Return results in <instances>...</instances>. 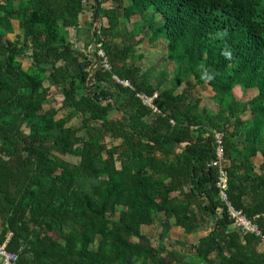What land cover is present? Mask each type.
Instances as JSON below:
<instances>
[{
	"label": "trees",
	"instance_id": "1",
	"mask_svg": "<svg viewBox=\"0 0 264 264\" xmlns=\"http://www.w3.org/2000/svg\"><path fill=\"white\" fill-rule=\"evenodd\" d=\"M134 17L166 43L175 78L146 68ZM204 84L215 111L187 103ZM221 168L230 202L264 234V0H0V245L16 264H264V241L238 229L220 197ZM158 214L155 245L143 230ZM210 221L197 244L170 246L174 227L192 236Z\"/></svg>",
	"mask_w": 264,
	"mask_h": 264
},
{
	"label": "crops",
	"instance_id": "2",
	"mask_svg": "<svg viewBox=\"0 0 264 264\" xmlns=\"http://www.w3.org/2000/svg\"><path fill=\"white\" fill-rule=\"evenodd\" d=\"M126 4H128V2H126ZM107 7H111V6L107 5ZM135 22H141V24L143 23V31H144L145 35H143L139 38H143L144 40L140 43V45H138L136 47L135 50L138 52H142L144 54H147V58L145 61L146 68L147 67H154L156 70H165L168 73L172 74V75H170L171 77H174V71L177 69V65L175 62L169 60L167 49H166V43L161 44V43H158L157 40L153 41L151 33H149V35L147 36V34L145 32V30L148 29L147 25H145V23L142 20H140V19L137 20V18L134 17L132 19L131 24H133ZM84 24L86 25L85 28H87V30L91 29L89 20L84 21ZM128 28L130 29V25L128 26ZM87 30L86 29H78L77 31L76 30L71 31V33H74V35H75L74 37L76 39H78V43H81L82 47L86 43L90 42V37H88L86 35ZM83 39L85 41L84 43H83ZM195 82H196L195 78L190 77L189 79L184 81L182 86L179 87V91H183L184 89H186L188 86V83L195 85ZM172 86H173V83L168 81L162 87V91H166L167 89H170ZM240 90H241V88H239V87L235 89V95L238 98H240V97L237 95V92ZM214 97H215L214 93L210 90V88L207 84L199 85V86L195 87V89L189 94L187 103H190V102L194 103L197 99H199V100H201V103H200L201 108H206L210 111H214L213 110L214 106H215V101H214L215 98ZM243 140H244V135L240 136L237 139V141L235 140V142L242 143ZM118 143H119V141H116L115 145ZM261 160H262L261 157H258L255 160L257 166L259 165ZM214 227H215V222L210 221L209 223H207L205 225V227L203 228V230L201 232H199L195 235H192V237L197 238V240H198L202 236L208 235L213 230ZM148 229H149V227H145L143 230V233H146V231ZM178 231L180 232L179 234L183 233L179 228L174 227L172 229V231L170 232V237H172L173 232L178 233ZM184 235L187 236L186 234H184ZM187 237H190V236H187ZM182 241H183V239H182Z\"/></svg>",
	"mask_w": 264,
	"mask_h": 264
},
{
	"label": "built area",
	"instance_id": "3",
	"mask_svg": "<svg viewBox=\"0 0 264 264\" xmlns=\"http://www.w3.org/2000/svg\"><path fill=\"white\" fill-rule=\"evenodd\" d=\"M94 46L95 44H93L92 46H88L87 52H90L94 48ZM98 46L101 47L100 45ZM98 53L100 56H104V52L102 50H100ZM105 68H108V65H106ZM114 79L123 86L131 87L130 82L126 80H121L117 77H114ZM138 96L142 99L144 104L151 107L155 111L157 110L153 104L154 97H149L144 94H139ZM215 143L217 160L216 163L213 162L211 164L220 165V162L224 159L225 154L223 133L217 131L215 132ZM217 185L220 188V197L225 202L228 208L229 217L231 218V220H233L235 226L244 234H254L256 237H259L262 239V241H264V234L258 227V225L250 220L242 211L237 210L230 202L226 193L228 187V176L222 168L220 169V179ZM18 258V254L10 252L7 249V242L3 245H0V264H16Z\"/></svg>",
	"mask_w": 264,
	"mask_h": 264
},
{
	"label": "rangeland",
	"instance_id": "4",
	"mask_svg": "<svg viewBox=\"0 0 264 264\" xmlns=\"http://www.w3.org/2000/svg\"><path fill=\"white\" fill-rule=\"evenodd\" d=\"M14 26H15V30H16V32L18 33L19 32V25H18V22H14ZM145 32H146V34H147V36L149 35V30L147 29V30H145ZM72 35L73 36H75L74 35V33H72ZM12 38H14V36H12ZM85 41H84V39H83V43H84ZM88 44L89 43H86L83 47H81L83 50H84V48H85V52H87V50H88ZM94 43H92V44H90L89 46H92ZM20 61L23 63V68L24 69H27L28 67H30V65H31V63H32V61L30 60V59H28V58H22V59H20ZM53 91H54V94H52L51 95V97H50V101H56V102H58V101H61L62 99H63V97H62V95L59 93V91L57 90L56 91V89H52V92L51 93H53ZM237 95L242 99V100H248V99H250L251 98V92H246V91H244L243 89H241L240 91H238L237 92ZM213 108V107H212ZM214 111L216 110V106H214V109H213ZM80 123H81V120L79 119V118H75V119H73L71 122H69V126H78V125H80ZM67 160L69 161V162H71L72 164H76V163H78L79 162V159L78 158H76V157H67ZM155 220H156V227H157V229H156V227L155 228H149L147 231H146V233L145 234H147V235H149L150 236V238H151V240L154 242V244L155 245H157V243H159V234H160V232L162 231V224H163V222L165 221V216H164V214H158V215H156L155 216ZM180 232L178 231V233H172V242L169 244L170 246H172V247H174L175 246V248H177V249H179L180 251H181V247L180 246H183V245H186V244H192V243H198V241H199V239L197 240V238H194V237H192V236H190V237H187V236H185L183 233L182 234H179ZM207 236V235H206ZM203 237V236H202ZM182 239H183V241H182ZM185 240V241H184ZM176 242L178 243V244H176ZM161 243H163V241L161 242ZM97 247V245H95V248ZM189 248V247H188ZM188 248H186V249H188ZM184 249H185V247H184ZM182 252V251H181Z\"/></svg>",
	"mask_w": 264,
	"mask_h": 264
},
{
	"label": "clouds",
	"instance_id": "5",
	"mask_svg": "<svg viewBox=\"0 0 264 264\" xmlns=\"http://www.w3.org/2000/svg\"><path fill=\"white\" fill-rule=\"evenodd\" d=\"M222 55H224L225 58L228 59V60L232 59V54H231L230 51H223ZM213 78H214V76L212 74H210L207 69H204V71H203V73L201 75V79L205 80V82H208V81H210Z\"/></svg>",
	"mask_w": 264,
	"mask_h": 264
}]
</instances>
